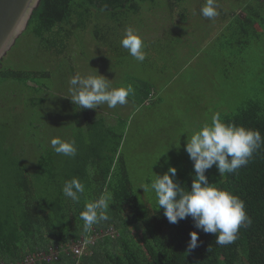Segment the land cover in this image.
<instances>
[{
	"label": "rangeland",
	"instance_id": "rangeland-1",
	"mask_svg": "<svg viewBox=\"0 0 264 264\" xmlns=\"http://www.w3.org/2000/svg\"><path fill=\"white\" fill-rule=\"evenodd\" d=\"M136 1L138 13L74 14L72 24L54 36L56 45L42 44L27 28L1 60L0 71L48 73V77L37 76L26 90L9 81L0 85L1 201L8 193L4 173L10 162L1 138L11 154H21L28 165L34 160L36 141L62 137L75 140L78 149L83 137L84 147L92 144L86 142L83 109L67 97L69 80L77 73L97 72L111 80L113 87L133 86L134 95L125 105L86 110L91 121L100 120L101 127L111 133L106 135L104 167L110 162L109 149L115 147L116 136H122L119 154L140 204L150 211L162 207L153 192L139 187L169 167L176 168L175 177H189L193 161L185 150L187 138L210 124L214 113L223 118L255 103L264 115V0H216L219 15L213 19L200 14L205 0H181L177 7H170L167 0ZM254 13L260 17L254 18ZM242 15L252 26L243 22ZM129 26L146 45L143 62L121 46ZM33 99L43 100L40 109L29 107ZM30 124L36 130L31 131L32 139L27 137ZM63 158L65 164L71 160ZM116 163L114 157L109 177ZM89 168L93 169L88 165L83 177ZM215 169L213 165L205 174L210 176Z\"/></svg>",
	"mask_w": 264,
	"mask_h": 264
},
{
	"label": "trees",
	"instance_id": "trees-1",
	"mask_svg": "<svg viewBox=\"0 0 264 264\" xmlns=\"http://www.w3.org/2000/svg\"><path fill=\"white\" fill-rule=\"evenodd\" d=\"M167 1L170 7H177L181 2ZM138 5L136 0H41L28 28L42 44L54 42L56 45L54 36L63 27L72 24L76 17H73L74 14H117L125 10L138 13ZM37 76L48 77V73L1 70L0 85L9 81L22 85L26 90L31 88L30 83H35ZM145 98L146 95L142 96L141 102ZM43 103V100L33 99L29 101V107L40 109ZM17 110V107L12 108L14 112ZM261 112L258 104L250 103L238 113L221 119L259 130L264 137V115ZM83 118L86 142L92 144L84 147L82 137L76 158H71L66 164L63 156L54 152L49 139L46 143L36 141L34 160L28 165L21 154H11V148L5 147L1 138L4 156L10 162L7 164L8 176L4 173L9 194L0 200V264H22L27 257L40 252L48 253L53 247L68 249L81 237L89 238L93 230L96 233L111 227L115 228L118 236L97 240L94 246H89L91 255L80 257L78 264H264V146L234 174L220 176L218 169L210 176L205 174L209 183H215L243 200L252 221L249 226L239 229L235 242L219 246L215 242V234L197 229L190 216L173 224L165 217L163 208L150 211L140 204L128 166L119 154L122 136H116L115 147L109 149L110 162L104 167L102 163L106 159L105 147L108 143L106 135L111 133L101 127L100 120L91 121L86 109H83ZM32 127L33 124H30L27 136L30 139L31 131L36 132ZM114 157L116 168L109 177ZM88 165L94 172L83 177ZM3 172L0 168V174ZM73 177L80 179L88 190L81 195L79 203L65 197L62 192L64 182ZM194 177L192 165L189 177L188 174H179L174 179L184 191H188ZM92 188H95L93 193L90 192ZM105 191L113 193L107 213L109 219L100 221L85 232L79 213L86 201L98 199ZM193 231L198 233V246L190 249V233ZM75 263L72 257L60 253L57 261L37 264Z\"/></svg>",
	"mask_w": 264,
	"mask_h": 264
},
{
	"label": "clouds",
	"instance_id": "clouds-1",
	"mask_svg": "<svg viewBox=\"0 0 264 264\" xmlns=\"http://www.w3.org/2000/svg\"><path fill=\"white\" fill-rule=\"evenodd\" d=\"M200 14L208 19L218 16L216 0H205ZM120 43L136 61L146 59V45L132 27L124 30ZM110 81L97 72L77 73L69 80L67 97L81 109H96L105 104L108 108H115L128 103V97L135 92L133 86L113 87ZM50 144L58 155L74 158L77 154L75 140L53 137ZM261 146H264V137L259 130L225 122L216 112L211 116L210 124H204L187 138L185 150L193 161L195 173L190 190L184 191L175 181L177 170L174 167H169L162 176L154 174L150 183L139 188L155 194L157 204L163 208L169 223L175 224L190 216L197 229L215 234L217 245H229L237 239L239 229L249 226L252 221L246 213L244 201L215 183H209L205 173L215 165L220 176L234 174L249 163L253 153ZM88 173L92 175L93 169L89 168ZM85 191V184L76 177L66 180L62 187L63 195L75 203L80 202ZM112 200L113 193L105 191L98 199L85 202L84 209L79 213L85 232L100 221L109 219L107 213ZM197 246L198 233L193 231L190 233L189 248Z\"/></svg>",
	"mask_w": 264,
	"mask_h": 264
},
{
	"label": "water",
	"instance_id": "water-1",
	"mask_svg": "<svg viewBox=\"0 0 264 264\" xmlns=\"http://www.w3.org/2000/svg\"><path fill=\"white\" fill-rule=\"evenodd\" d=\"M41 0H0V62L27 30Z\"/></svg>",
	"mask_w": 264,
	"mask_h": 264
},
{
	"label": "built area",
	"instance_id": "built-area-1",
	"mask_svg": "<svg viewBox=\"0 0 264 264\" xmlns=\"http://www.w3.org/2000/svg\"><path fill=\"white\" fill-rule=\"evenodd\" d=\"M92 233L93 234L89 238L81 237L78 239V241L72 242L68 249L61 247L49 248L48 253L40 252L33 254L30 257H27L22 264H37L39 262L51 263L59 259L60 253H64L68 257H72L76 261L75 264H78L80 257L91 255L92 252L91 249H89V246H94L97 239H101L105 236L110 238H115L118 236L117 231L113 227L104 231L101 230L96 233L93 230Z\"/></svg>",
	"mask_w": 264,
	"mask_h": 264
},
{
	"label": "crops",
	"instance_id": "crops-1",
	"mask_svg": "<svg viewBox=\"0 0 264 264\" xmlns=\"http://www.w3.org/2000/svg\"><path fill=\"white\" fill-rule=\"evenodd\" d=\"M253 17H254V18H259L260 16H259L257 13H254V14H253ZM242 20H243V22H245V23L248 24V25H251V24H252L251 22H249L248 17L245 16V15H242ZM251 26H252V25H251Z\"/></svg>",
	"mask_w": 264,
	"mask_h": 264
}]
</instances>
